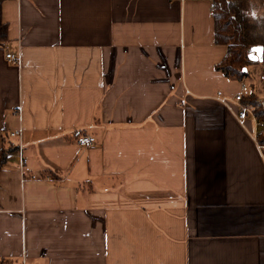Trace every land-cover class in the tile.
Listing matches in <instances>:
<instances>
[{
  "label": "crops",
  "instance_id": "1",
  "mask_svg": "<svg viewBox=\"0 0 264 264\" xmlns=\"http://www.w3.org/2000/svg\"><path fill=\"white\" fill-rule=\"evenodd\" d=\"M1 18L0 148L21 138L0 264H264L261 125L214 70L211 0H4Z\"/></svg>",
  "mask_w": 264,
  "mask_h": 264
},
{
  "label": "trees",
  "instance_id": "2",
  "mask_svg": "<svg viewBox=\"0 0 264 264\" xmlns=\"http://www.w3.org/2000/svg\"><path fill=\"white\" fill-rule=\"evenodd\" d=\"M0 0V43L7 40L8 24L1 18ZM249 0H211V15L214 23V41L226 46L224 57L214 66V70L225 77L245 80L250 74V66L260 65V83L250 86L249 93L243 95L241 102L250 109L253 117L260 123L261 131L256 135L257 142L264 146V26L247 17ZM259 46L260 57L251 60L249 48ZM249 87V85H248ZM0 148V169L6 164L8 156L14 151L11 137L3 135ZM51 173V172H50ZM53 177V174H49Z\"/></svg>",
  "mask_w": 264,
  "mask_h": 264
},
{
  "label": "built area",
  "instance_id": "3",
  "mask_svg": "<svg viewBox=\"0 0 264 264\" xmlns=\"http://www.w3.org/2000/svg\"><path fill=\"white\" fill-rule=\"evenodd\" d=\"M6 58L9 61H11L12 63H17V61H18L17 55H14V54L7 53ZM243 86H244V84H243ZM242 96L243 95H241V94H237L233 98H231V101L237 106V111L235 112L236 120L241 125L244 124V121L247 118L248 114L252 115L250 109L248 107H246L241 102ZM222 100L227 101L226 98H223ZM256 122H257V125L258 124L260 125V123L258 121H256ZM9 136L11 138L16 137V138L20 139L21 138V130L20 129L14 130V131L9 133ZM254 140L256 141V136H255ZM94 142H95V138L93 136H79L76 138V143L80 146H90V145L94 144ZM257 146H258V149L261 152L263 160H264V146L260 145L259 143H257ZM21 151H22L21 146L17 145L16 146V152L18 153L19 158H20V163L22 164V162H25V158L23 157V154Z\"/></svg>",
  "mask_w": 264,
  "mask_h": 264
},
{
  "label": "rangeland",
  "instance_id": "4",
  "mask_svg": "<svg viewBox=\"0 0 264 264\" xmlns=\"http://www.w3.org/2000/svg\"><path fill=\"white\" fill-rule=\"evenodd\" d=\"M249 7L247 17L260 26H264V0H249ZM248 52L251 60H257L260 57L259 46L249 48ZM260 74V65L250 66V74L244 80V83L247 86V89L243 91L244 95L249 93L251 84L257 87L260 83Z\"/></svg>",
  "mask_w": 264,
  "mask_h": 264
}]
</instances>
